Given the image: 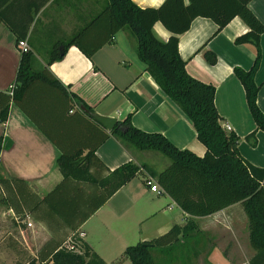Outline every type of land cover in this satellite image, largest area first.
I'll return each mask as SVG.
<instances>
[{
	"label": "crops",
	"instance_id": "1",
	"mask_svg": "<svg viewBox=\"0 0 264 264\" xmlns=\"http://www.w3.org/2000/svg\"><path fill=\"white\" fill-rule=\"evenodd\" d=\"M133 1L145 8L159 7L165 0ZM106 2L47 1L30 27L28 38L31 43L27 38L34 52L33 69L39 72L47 66L68 93L77 94L94 112L116 117L118 121L131 114V122L137 128L162 133L178 148L204 156L207 147L198 139L192 121L146 71L145 64L137 56L136 40L129 29L122 28L91 58L72 45L62 59L47 65L45 48L75 34L103 10ZM248 7L264 24V0H251ZM153 30L161 40L167 41L171 36L161 22L155 23ZM249 31L250 27L240 16L234 17L221 30L213 19L200 16L179 35V52L191 76L216 88L215 105L221 125L228 133L237 135L240 154L253 165L264 168V131L258 129L247 103L244 85L234 72L236 67L250 70L257 57V47L253 43L236 42L239 36ZM260 46L262 56L255 82L260 86L257 103L264 112V33L260 37ZM207 52L216 56L215 63L206 58ZM20 58L16 35L1 24L0 91L10 90ZM74 110L81 109L76 104ZM72 113L73 110L65 112L60 117L62 119L49 125L47 120L45 133L12 103L7 121L0 122V137L4 138L0 151V175L19 181L16 186L9 184L7 189L0 184V199L3 200L0 202V239L11 236L24 239L28 247L32 244L36 248L32 258L52 234L30 209L15 210L10 197L17 205H22V198L17 194L19 188L24 200L33 204L64 179L58 166L62 149L48 137V130L67 150L90 146L93 142V128L66 122L67 115ZM96 154L110 170L133 162L142 167L146 177L151 173L158 175L170 165V160L162 156L164 154L140 150L114 135L98 147ZM19 219H23L27 227H22ZM190 219L195 220L198 229L200 227L203 231L204 247L207 250L212 248L209 262L249 264L255 255L249 239L248 216L241 202L212 215L191 217L167 193L158 195L152 191L143 176L134 177L118 189L70 235L69 240L84 231L85 241L108 264H127L131 261L123 255L128 246L157 237L174 224H185ZM243 238L247 240L246 245L241 243Z\"/></svg>",
	"mask_w": 264,
	"mask_h": 264
},
{
	"label": "trees",
	"instance_id": "2",
	"mask_svg": "<svg viewBox=\"0 0 264 264\" xmlns=\"http://www.w3.org/2000/svg\"><path fill=\"white\" fill-rule=\"evenodd\" d=\"M49 0H0V25L5 24L16 35L17 42L27 39L37 12ZM251 0H165L159 7H140L133 0H107L101 12L70 37L60 39L46 49V63L60 60L72 45L92 57L122 28L130 30L136 40V53L162 90L190 118L198 139L207 147L204 156L174 145L159 132H146L134 126L131 114L117 122L107 132L100 123L82 110L84 104L77 94L68 93L62 83L46 66L42 71L32 67L34 52L22 53L13 94L0 91V122L7 121L12 103L16 104L42 131L45 124L62 119L66 122L93 128V142L67 150L48 130V137L62 149L58 166L64 179L47 196L33 204L24 199L17 188L22 205L10 197L14 209H30L31 214L48 226L52 236L27 264H108L87 242H82L85 255L67 248L70 235L76 232L106 201L136 176H146L142 167L127 162L110 170L97 156L98 147L110 135L134 145L140 150L158 151L171 163L158 175L156 182L189 216L212 215L229 205L241 202L248 216L249 239L256 251L249 264H264V168L247 161L238 148L236 134L228 133L221 125L215 105L216 88L191 76L186 61L179 52V35L187 31L197 17H208L224 28L234 17L240 16L250 31L239 36L237 43H253L257 57L250 70L236 67L235 75L246 90L247 103L258 129L264 131V112L257 103L260 86L255 73L262 51L260 37L264 24L248 7ZM161 22L170 32L167 41L158 38L153 30ZM30 43L31 39L28 38ZM210 63L217 58L206 53ZM4 138L0 137V151ZM87 153L84 155V152ZM19 181L0 175V184L7 189ZM195 220L174 224L167 232L126 248L123 258L132 264H155V253L173 254L182 238L197 229Z\"/></svg>",
	"mask_w": 264,
	"mask_h": 264
},
{
	"label": "rangeland",
	"instance_id": "3",
	"mask_svg": "<svg viewBox=\"0 0 264 264\" xmlns=\"http://www.w3.org/2000/svg\"><path fill=\"white\" fill-rule=\"evenodd\" d=\"M162 156L170 160L165 155ZM2 201L3 200L0 199V202ZM22 220L23 219H19L22 227H27V223H23ZM178 221L181 222L180 219ZM200 230V227L199 229L191 230L190 233L177 244L173 254H161L156 252L155 264H213L208 261L212 248L207 250L204 247L205 238L203 231ZM82 242H86L85 239L75 235L66 246L76 253L85 255V248L82 246ZM216 242L220 243L221 240H216ZM26 243L24 239L14 238L12 236L5 240L0 239V264H26L31 260L35 254L36 248L32 244L28 247L29 245H26ZM137 243L138 242H134L132 245ZM241 243L246 245L247 240L243 238L241 239ZM71 244H74L75 248H72ZM223 250H225V248H223ZM127 264L132 263L129 262Z\"/></svg>",
	"mask_w": 264,
	"mask_h": 264
},
{
	"label": "built area",
	"instance_id": "4",
	"mask_svg": "<svg viewBox=\"0 0 264 264\" xmlns=\"http://www.w3.org/2000/svg\"><path fill=\"white\" fill-rule=\"evenodd\" d=\"M17 48H18V50L20 51L21 54L22 53L29 52L31 50V47H30L27 39L19 40L17 42ZM15 87L16 86L14 84H12L10 86V93L11 94H13V90L15 89ZM228 129H230L229 126H228ZM146 183L150 187V189L152 191L156 192L158 195H161V194H164L165 193L164 189L156 182V180L152 176H148L146 178ZM29 225H30V223H29ZM77 235L80 238H84L85 235H86V233L84 231H80V232H78ZM71 240H72V238L69 241H71ZM71 247L72 248H75L74 244L73 245L71 244Z\"/></svg>",
	"mask_w": 264,
	"mask_h": 264
},
{
	"label": "water",
	"instance_id": "5",
	"mask_svg": "<svg viewBox=\"0 0 264 264\" xmlns=\"http://www.w3.org/2000/svg\"><path fill=\"white\" fill-rule=\"evenodd\" d=\"M80 109L109 131L112 130L118 122V119L116 117L103 116L101 114H98L97 112H94L93 110L87 108L84 104L80 105Z\"/></svg>",
	"mask_w": 264,
	"mask_h": 264
}]
</instances>
